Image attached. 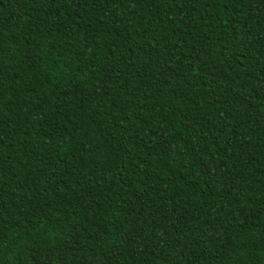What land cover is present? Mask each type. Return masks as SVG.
<instances>
[{
  "label": "trees",
  "instance_id": "1",
  "mask_svg": "<svg viewBox=\"0 0 264 264\" xmlns=\"http://www.w3.org/2000/svg\"><path fill=\"white\" fill-rule=\"evenodd\" d=\"M0 264H264V0H0Z\"/></svg>",
  "mask_w": 264,
  "mask_h": 264
}]
</instances>
